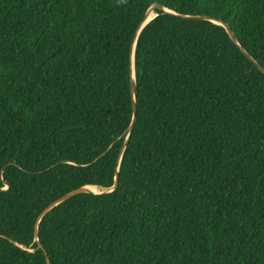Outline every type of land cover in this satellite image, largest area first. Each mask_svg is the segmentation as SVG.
<instances>
[{
	"label": "trees",
	"instance_id": "16d2710c",
	"mask_svg": "<svg viewBox=\"0 0 264 264\" xmlns=\"http://www.w3.org/2000/svg\"><path fill=\"white\" fill-rule=\"evenodd\" d=\"M179 14L264 67V0H0V264H264V73Z\"/></svg>",
	"mask_w": 264,
	"mask_h": 264
},
{
	"label": "water",
	"instance_id": "95a60500",
	"mask_svg": "<svg viewBox=\"0 0 264 264\" xmlns=\"http://www.w3.org/2000/svg\"><path fill=\"white\" fill-rule=\"evenodd\" d=\"M155 8H159V9H162L164 11H168V12H172L173 11H170L168 10L167 8H165L163 5L159 4V3H156V2H153L145 11L144 13V16L142 18V20L140 21L137 29H136V32L134 34V37H133V43H132V46H131V64H130V73H131V81H130V88H131V98H132V116H131V120L128 124V127H127V132L129 133L131 130H132V127H133V124H134V121H135V113H136V99H135V83H134V72H133V52H134V46H135V41H136V37H137V34L138 32L140 31V29L156 14L154 9ZM179 15H182V16H186V17H197V18H208L210 20H212L213 22H216V23H219L220 25H222L225 30L227 31L228 35L230 36V38L236 42V44L239 46V48L241 49V51L244 52V54L264 73V67L262 65H260V63H258L257 61H255L245 50L244 48L239 45L236 41V38L234 36V33L230 30L229 26L221 21V20H218V19H215V18H209L205 15H187V14H179ZM128 135V134H127ZM127 138V136H126ZM125 143H126V139L124 140V143H123V146H122V149L123 147L125 146ZM116 184H117V176H115L114 178V182L113 184L110 186V187H106V188H102L100 191H93L90 186L91 185H84V186H80V187H77V188H74V189H71L67 192H65L64 194H62L61 196H59L58 198H56L55 200H53L52 202H50L46 207H44L42 209V211L38 214L37 218H36V221H35V228H34V235H35V238H36V241H37V246L39 248H42V245L41 243L39 242V240L37 239V232H36V225H37V222L39 221V219L41 218V216L48 210L50 209L52 206L56 205L57 203L59 202H62L63 200L69 198L70 196L74 195V194H77V193H80V192H87V191H91V192H103V191H109V190H112L116 187ZM6 187H7V183H5ZM97 187V186H96Z\"/></svg>",
	"mask_w": 264,
	"mask_h": 264
},
{
	"label": "rangeland",
	"instance_id": "374dc122",
	"mask_svg": "<svg viewBox=\"0 0 264 264\" xmlns=\"http://www.w3.org/2000/svg\"><path fill=\"white\" fill-rule=\"evenodd\" d=\"M90 188H91L93 191H99V187H96V186H90Z\"/></svg>",
	"mask_w": 264,
	"mask_h": 264
}]
</instances>
